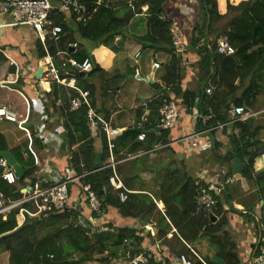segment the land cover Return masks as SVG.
<instances>
[{
    "label": "trees",
    "instance_id": "obj_1",
    "mask_svg": "<svg viewBox=\"0 0 264 264\" xmlns=\"http://www.w3.org/2000/svg\"><path fill=\"white\" fill-rule=\"evenodd\" d=\"M85 1L92 11L91 19L86 24L78 22L72 12L52 10L50 21L52 25H60L62 32L58 40L47 37L48 52L55 58L60 51H65L67 56L80 60L88 57L93 61L91 72L85 75L75 72L74 76L81 88L89 90L92 105L96 107L94 95L97 86L91 83L90 79L97 74L104 76L102 91L106 94L113 92V87L122 86L127 73L119 70L112 73L104 71L97 63L91 49L87 48V44L91 45V48L104 45L115 52L121 51L127 36L124 30L128 29L136 15L142 13V6L148 5L142 18L146 24V31L136 36V39L142 47L151 49L154 53L164 52L170 56L168 62L164 64L161 76L165 86L155 83L158 92L138 109V122L145 117V109L148 111L145 128L142 130L146 135L145 139L139 140V131L125 129L115 138L114 154L117 159H121L157 145L168 144L170 130H156V119L161 118L163 105L173 101L171 93L181 96L183 78L181 65L185 52L181 54L176 52L172 33L174 22L166 15L164 7L166 0H135L132 5L130 0H105L104 4L96 6L95 9L97 0ZM196 1L199 6V20L193 29L190 48L200 56L196 62L200 85L205 82L206 87H212V93H207L206 89L202 90L200 86L197 91L185 92L184 97L187 99L199 97L201 117L197 121V129L205 130L229 121L231 104L242 105L247 109L254 108L258 94L264 91V0H242L237 5L228 4V12L239 14L223 28H216V24L225 17V14L219 11L218 0ZM223 36L236 48L234 54L224 55L218 52V40ZM74 42L78 43V49L70 50L69 45ZM36 51L39 58L46 55V50L38 38ZM5 60L6 57L0 52V65ZM166 86L169 89H166ZM238 92L241 93L240 96L237 95ZM74 94L73 90L55 83L51 91L46 93L44 107L48 117L57 113L61 119L63 142L60 150L68 156V170L59 174L84 175L69 185V198L71 199L75 194L80 196L83 186L90 184L101 201V213L104 214L109 207H114L124 217L141 220L149 211L158 209L155 202L146 194L129 191L132 190V184L137 182L138 173L145 169L147 154L127 159L116 166L128 191L116 189L109 183L113 172L110 167L101 169L99 176H96L93 171L105 166L110 157L106 134L102 129H98L93 134L86 106L71 110L69 100ZM230 96L233 97L231 100ZM58 100H61L59 105ZM96 109L98 111L97 107ZM203 116H210L206 123H203ZM45 123L48 130H52V122L49 118ZM235 128L238 129L237 132L234 131ZM223 131L229 138L230 147L225 154H222L220 153L222 143L216 140L211 145L208 155L212 162H208L220 166L227 165L229 168L223 177L225 181L221 193L215 195L218 200L217 205L211 212H196L200 189L207 186V181L198 180L190 174L183 162L180 163L179 168H171V165L167 167V171L173 172V176L164 180L160 190L159 197L165 204V215L158 209L161 226L157 235L165 237L172 230L173 225L177 229L174 238L182 237L194 250H180L179 256L187 255L193 264H241L237 244L228 229L229 219L226 215L230 210L228 200L243 205L246 213H241L246 215L251 223L254 221L253 214L260 200H264V168L259 171L255 169V158L264 147L262 141L264 114L261 115V122L257 117H251L225 126ZM210 133L215 135L216 128ZM32 137L31 147L28 139L11 146L10 138L0 125V151L10 150L17 162L26 170L24 177L19 179L16 185H10L0 178V192L9 198H19L22 195L20 188L26 183L33 186L39 183L38 185L44 187L53 181L51 178H42L36 156L39 155L38 157L45 161L51 158L50 161L53 162L60 154L55 153L52 148V154L48 156L44 151L47 143H44L35 131ZM97 138L100 140V148L96 142ZM43 152L46 154L44 157L41 154ZM235 157L241 159L242 167L236 175L237 180L227 182ZM98 177H100L101 189L97 186ZM242 181L248 183L249 189L243 187ZM121 192L127 195L125 201L121 199ZM27 206L30 208V204ZM260 210L264 221V205ZM93 213L95 217L98 216ZM78 216L79 212L71 208L69 203L65 210L41 216L27 215L21 225L18 224L15 213H11L6 220L0 216V254L8 252L11 264L105 263L109 258H96L94 255L104 253L109 245L114 247L108 251L111 257L118 256L119 251L126 246L123 245L125 240L139 239L136 236L137 230L128 227H115L110 231L100 230L99 227L94 228V226L92 229L85 228L79 224ZM168 218L170 224L166 221ZM108 227L113 226L108 224ZM203 243L209 247L203 248Z\"/></svg>",
    "mask_w": 264,
    "mask_h": 264
},
{
    "label": "crops",
    "instance_id": "obj_2",
    "mask_svg": "<svg viewBox=\"0 0 264 264\" xmlns=\"http://www.w3.org/2000/svg\"><path fill=\"white\" fill-rule=\"evenodd\" d=\"M239 3L232 2L231 4L237 5ZM218 4L220 13L225 14V17L216 24V28H223L239 13L228 12V5L225 4V0H218ZM164 7L167 17L173 20L174 26L180 28L187 43L181 65L183 68L181 96L171 93L172 100L178 108L179 117L174 126L169 129L170 144L168 146L170 147H163L149 152L147 155L145 154V169L138 173L137 182L132 184V190L129 191L136 194H146L165 215V204L159 195L164 180L173 176V172L167 171L168 166L171 165V168H176L183 162L185 169L198 180L221 184L222 187L224 186L223 177L229 167L227 165L220 166L217 163H211L212 161L208 162L206 160L209 158L208 155H210V148L213 142L208 134L205 136H194L195 132L201 130L197 129V121L201 117L200 105L198 106L199 97L197 96L195 99L184 97L185 92L197 91L201 86L199 68L196 63L200 56L190 48L193 29L199 20L198 2L196 0H166ZM147 9L148 5H145L142 13L136 15L131 20L128 29L124 30V34L127 36L121 51L115 52L104 45L91 48V45L87 44V48L91 49L97 63L104 71L112 73L115 70H119L127 73L125 83L122 86L113 87V92H107L106 94H103L102 91L104 76L97 74L90 79V82L97 86L94 100L98 113L112 127L121 130V132L133 127L135 120L138 119V109L144 105L145 101L151 100L158 92L154 84L159 83L161 86H165L161 81V76L164 71V64L168 62L170 56L164 52L154 53L151 49L142 47L136 39V36L146 31V24L142 18ZM119 38L117 37V39ZM36 42L37 37L32 28L27 25L14 24V19L9 14H0V52L6 57V60L0 65V105L7 104L17 114H24L26 122L23 126L27 128V130L18 129V131L22 132L17 134L10 130L9 124H12L11 122H4L1 125L11 140V146L18 145L28 139L31 147L33 131L36 132V129L48 130L45 123L47 118L52 122V130H58L61 127V119L57 113L51 117H48L46 113L44 108L46 94L45 97L40 96L41 85L36 73L41 67L42 58L38 57ZM138 52H140L139 57L136 56ZM62 56L64 54H59L57 59L59 60ZM155 62H159L160 67L155 68ZM85 74L82 73V75ZM247 84L248 80L246 81ZM206 86L204 82L201 86L202 90L207 89L208 87ZM165 88L169 89L167 86ZM261 92V95L258 94L257 97L261 96L263 99L262 104L264 105V91ZM240 94L238 92L237 95L240 96ZM35 98L37 100H34ZM232 98L229 97L230 100ZM257 100L258 98L256 102ZM58 101L57 104L59 105L61 100ZM253 111H264V106ZM147 114L148 111L145 109L144 116ZM191 136H194V138ZM215 137L216 140L222 143L220 153L225 154L230 144L223 128L216 129ZM262 141H264V135ZM96 142L100 148L99 138H97ZM159 153L162 154L159 155ZM41 154H43V157L46 156L44 152ZM38 156H36V159L40 166L39 173L43 179H52L59 172L64 173L68 167V156L64 153H60L53 162H51V158L45 161ZM202 156L205 157L203 158ZM263 168L264 147L255 158V169L259 171ZM230 176L226 179L227 182L237 180L236 176L232 178ZM242 185L246 190L249 189L247 182L242 181ZM233 204L240 208L241 212L245 211L244 206L240 203L233 202ZM69 206L79 212L78 222L85 228L92 229L94 226V228L99 227L100 230L110 231L114 230L115 227H128L137 230L136 236L140 240H125L123 244L126 245L125 248H122L118 256L115 257H111L110 253H108L114 247L108 245L107 250L98 256V258H109L108 262H98L96 264H135V260L142 258L152 264H183L180 261L178 251H185L186 249L194 251L192 246L182 237H179L180 239L174 238L173 235L177 232V229L173 225L172 230L165 237H158L157 234L161 226L159 224L161 215L158 209L149 211L141 220L139 218L124 217L114 207H109L106 213L98 214L95 217L84 197L76 194L70 199ZM260 207L259 203L256 213L261 215ZM240 213L233 212L231 209L226 213L229 219L228 229L229 231L231 230L232 239L237 244V250L240 251L241 264H251L249 238L251 228L245 224L244 233L241 235V224L243 222L241 216H238ZM166 221L170 224L169 218ZM108 224L113 227L109 228ZM229 226L231 227L229 228ZM237 237L241 239L239 240ZM189 256L191 257V254Z\"/></svg>",
    "mask_w": 264,
    "mask_h": 264
},
{
    "label": "built area",
    "instance_id": "obj_3",
    "mask_svg": "<svg viewBox=\"0 0 264 264\" xmlns=\"http://www.w3.org/2000/svg\"><path fill=\"white\" fill-rule=\"evenodd\" d=\"M104 2L105 0H97L94 9L96 6L104 4ZM129 2L132 5L135 0H130ZM144 6H142V9ZM52 10L72 12L76 15V20L78 22L81 21L84 24H86L92 16V11L85 0H0V14H9L13 17L14 24L27 25L32 28L36 37L42 42L46 50V55L41 60L42 75L39 78L41 85L40 96L45 97V94L51 91L52 85L55 83L75 92L69 100L71 110H77L82 106H86L88 108L87 116L91 131L95 134L98 129H102L107 138L108 150L110 154L108 163L105 166L96 168L93 172H99L105 167L112 168L113 172L109 178V183L116 189H124L128 191L117 172L116 166L127 159L143 156L149 152L167 147L170 143L157 145L149 150H142L134 154H129L126 158L117 159L115 157L114 141L116 136L121 133V130L112 127L110 123L98 113L97 109L92 105L89 90L81 88L78 85L77 78L74 76L75 72H91L93 69V61L88 57L80 60L73 56H67L65 51H60L58 53V55L64 54V56L58 60L57 56L55 58L48 52L46 45L47 37L58 40L62 32L60 25H52V22L50 21V14ZM172 33L176 52L178 54L184 53L186 51L187 43L183 32L178 26H173ZM69 46L74 50L78 49L77 42L71 43ZM218 52L224 55H231L236 52V48L227 38H222L218 40ZM136 56L139 57L140 52H138ZM158 67H160V63L155 62V68ZM206 92L211 94L212 87H208ZM229 114V121L219 123L217 126L212 128L199 130L195 132L194 136H205L209 134L213 128L219 129L224 128L225 126H230L237 121H243L251 117H255L259 114V112L248 110L242 105H232L230 107ZM178 117L179 112L175 102L171 101L169 103H165L161 109L159 125L162 129H171L177 122ZM202 118L204 123H206L210 116H203ZM145 121L146 116L137 123V128L140 132L138 136L139 140H144L146 137L145 133L142 131L145 128ZM4 122L17 124L19 128L27 130V128L23 126L26 119H20L19 114H17V112H15V110L7 104L0 105V125ZM234 131L237 132L238 129L235 128ZM62 132L63 129L61 127L58 130L36 129L38 137H40L44 143H47L44 151L48 154V156H50L52 148H60V145L63 142L61 137ZM194 136L191 137L194 138ZM82 176H72L70 174L64 176L56 174L52 178V183L44 187L38 185L39 183L35 186L30 183H26L20 188L22 195L16 199L9 198L3 192H0V216L6 220L11 213H15L17 222L21 225L25 221L27 215L41 216L42 214L65 210L67 203L70 201L69 185ZM0 178L10 185H16L19 180L13 167L1 157ZM221 188V184H214L212 182H207V186L201 187L197 199L196 212H211L212 208L217 205L218 200L215 195L221 193ZM80 196L84 197L93 212L101 214V201L97 192L90 184L83 186ZM120 196L123 201L127 198V195L124 192H121ZM27 204H30V208ZM253 216L254 221L249 224V227H254V229H250L249 232L251 244L250 262L251 264H264V221L258 213H254ZM180 261L183 264H193V261L185 254L180 256ZM135 264L152 263L142 258L135 260Z\"/></svg>",
    "mask_w": 264,
    "mask_h": 264
},
{
    "label": "water",
    "instance_id": "obj_4",
    "mask_svg": "<svg viewBox=\"0 0 264 264\" xmlns=\"http://www.w3.org/2000/svg\"><path fill=\"white\" fill-rule=\"evenodd\" d=\"M70 50H74V49L70 48ZM83 51H86V50L83 49ZM41 75H42V67L39 68L38 72L36 73V77L40 78ZM230 98H232V96H230ZM137 123H138V120H135L134 125L131 129L138 132L139 129L137 128ZM155 129L158 131H160L162 129L161 126L159 125V118L156 119V128ZM208 135L211 138L212 142L215 143V141H216L215 135L212 133H209ZM0 157L4 158L13 167V169H14V171H15V173L19 179H22L24 177V175L26 173L25 168L17 162L13 153L10 150L0 151ZM241 167H242L241 159L238 157H235L233 160V164H232V173H231L230 178L235 177L240 172ZM95 174H96V176H99V172H96ZM97 186L99 187V189L101 188L100 177L97 178ZM100 193H102V190L100 191ZM263 205H264V200H261L260 206H263ZM228 207L233 212H236V213L241 212L240 208L236 207L229 200H228Z\"/></svg>",
    "mask_w": 264,
    "mask_h": 264
},
{
    "label": "rangeland",
    "instance_id": "obj_5",
    "mask_svg": "<svg viewBox=\"0 0 264 264\" xmlns=\"http://www.w3.org/2000/svg\"><path fill=\"white\" fill-rule=\"evenodd\" d=\"M241 0H225V4L226 5H228V3L229 4H231L232 2H236V3H239ZM231 2V3H230ZM222 38H226V37H221L220 39H222ZM127 88H128V86H127ZM261 93L262 92H260L259 93V95H261ZM264 93V92H263ZM258 98V100H257V102H256V104H258V105H255V107L254 108H252V110H256L257 108H261L262 106H264L263 104H262V102H263V99L261 98V96H259V97H257ZM34 100H37L36 98L34 99ZM234 105V104H233ZM33 106H34V104H33ZM231 106H232V104H231ZM248 110H251V109H248ZM259 112V111H258ZM262 114H264V111H260L259 112V114H257L255 117H257L258 119H259V121L261 122V115ZM19 118L20 119H24L25 118V115L24 114H21V115H19ZM10 125V130H12V131H14V132H16L17 134H21V132L22 131H18V129H20L16 124H14V123H12V124H9ZM28 130H29V128H28ZM263 135H264V133H263ZM262 135V136H263ZM54 152L55 153H57L58 155L61 153V150H60V148L58 147V148H56V149H54ZM52 154V153H51ZM160 154H162V153H159V155ZM167 155V154H166ZM203 158L205 157V156H202ZM206 160H208V161H211V159H210V157L209 158H207ZM68 170V168H66V170L65 171H67ZM223 182L225 181V180H222ZM255 208L256 207H254V210H255ZM257 209V208H256ZM255 213H256V210H255ZM239 217L241 216V219H242V222H243V224H241V235H242V233H244L243 232V228H244V225L245 224H247V225H249L251 222H249V219L247 218V216L246 215H244L243 213H240L239 215H238ZM252 221V220H251ZM231 226H229V228H230ZM251 227V229H254V227H252V226H250ZM256 228V227H255ZM231 231V230H230ZM241 235H240V237H241ZM240 237H237L239 240L241 239ZM209 246L206 244V243H203V248H208ZM239 250H238V255H239V257H240V254H239ZM100 253H96L94 256L97 258L98 256H100L99 255ZM103 256V255H102ZM91 264H96V262H90ZM0 264H11L10 263V254L8 253V252H5V253H2V254H0Z\"/></svg>",
    "mask_w": 264,
    "mask_h": 264
}]
</instances>
